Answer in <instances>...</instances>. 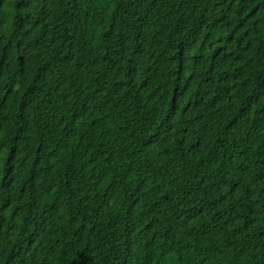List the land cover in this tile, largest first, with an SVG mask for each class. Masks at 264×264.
<instances>
[{
    "label": "trees",
    "instance_id": "obj_1",
    "mask_svg": "<svg viewBox=\"0 0 264 264\" xmlns=\"http://www.w3.org/2000/svg\"><path fill=\"white\" fill-rule=\"evenodd\" d=\"M0 264H264V0H0Z\"/></svg>",
    "mask_w": 264,
    "mask_h": 264
}]
</instances>
